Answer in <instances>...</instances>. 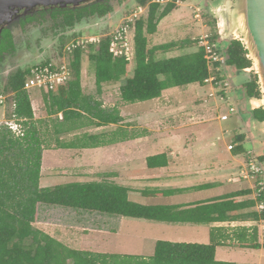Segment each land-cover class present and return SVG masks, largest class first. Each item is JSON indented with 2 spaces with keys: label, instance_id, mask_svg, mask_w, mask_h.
Returning a JSON list of instances; mask_svg holds the SVG:
<instances>
[{
  "label": "trees",
  "instance_id": "1",
  "mask_svg": "<svg viewBox=\"0 0 264 264\" xmlns=\"http://www.w3.org/2000/svg\"><path fill=\"white\" fill-rule=\"evenodd\" d=\"M135 6H147V13L135 21L133 33L134 57L132 74H129V63L123 58H113L108 51L109 35L100 39L97 44H88L87 57L95 65V85L98 92L104 83L120 82V97L125 102L146 101L161 96L162 91L188 84H199L211 73L218 78L226 76L228 68L241 71L252 63L247 57V50L239 39L225 42V65L221 71L210 72L202 47L195 51L156 59V54L177 46L175 41L149 47L147 35L156 32L159 20L167 16L174 8L176 1L159 3L153 0H132ZM212 2L216 0H211ZM111 7L107 1L95 2L90 6L78 8L67 13V24L72 19L83 16H103ZM76 16H74V15ZM210 27L215 20L206 18ZM218 38L213 29L212 39ZM2 43H11L4 37ZM221 44V43H220ZM225 47V48H224ZM63 49V46L59 49ZM86 50L76 48L73 51L70 68L72 79L56 91L44 93V100L49 105L50 115L61 114L54 122V134L80 128L87 120V125L103 127L119 125L123 117L116 109H106L102 103L84 94L81 85L82 60ZM219 64L215 63V68ZM28 67L18 68L7 77L3 85L6 91L12 92L14 104L12 113L22 120V136H15L6 126L0 127V264H235L216 260V242L208 244L193 242H174L156 240L152 256L120 255L95 253L89 250L75 249L58 239L34 227L39 205L46 204L63 208L81 210L90 213L118 215L127 218L172 221L176 218L208 222L217 220H234L238 218L261 220L264 211L257 212L258 199H247L235 202L236 197L247 196L250 191L240 190L224 194L206 204L196 205L175 216L172 207L143 205L128 198V189L122 185L107 181H74L51 187H40L42 155L44 149L42 134L43 121L34 117L28 91L25 89ZM130 75V76H128ZM259 84L256 75L253 80L245 81L247 98L259 97ZM253 109L252 118L264 120V108ZM232 152L245 151L244 134L235 135ZM111 142V141H110ZM107 143L104 134H86L70 142L57 140L59 148H96ZM264 164V154L256 156ZM147 167L155 168L166 165L164 153L149 155ZM161 193V192H158ZM244 213H236L238 211ZM239 246L259 249L263 244L257 242V229L253 228L249 237L241 231L237 234Z\"/></svg>",
  "mask_w": 264,
  "mask_h": 264
},
{
  "label": "rangeland",
  "instance_id": "2",
  "mask_svg": "<svg viewBox=\"0 0 264 264\" xmlns=\"http://www.w3.org/2000/svg\"><path fill=\"white\" fill-rule=\"evenodd\" d=\"M166 1L168 0H163L162 3ZM123 2L125 3L123 5H126L124 8L121 5L115 8L111 14L108 13L104 17L84 21L80 24V27L69 28L58 40L55 36L49 34H47V38H42L41 35L33 33L29 39L23 40V43H27L26 48L32 54L39 55L41 53V55L23 60L24 57L15 61L16 63L11 62L10 66L12 68L0 78V84L4 85L8 75L17 67H29L42 60L51 59L52 56L56 57L57 51L64 43L83 36L111 31L113 25H116L123 16L135 7L132 0H124ZM228 3L226 0L214 2L211 0L176 1V8L159 20L156 32L147 35L149 47L170 41L177 43L175 48L158 52L156 59L195 51L199 47V35L205 32L213 35V29L217 31L218 38L216 40L218 43L225 46V42L230 40V35L226 30L222 31V26H218L217 21H220V17ZM206 18L215 20V25L210 27L206 22ZM14 31L15 43H20L19 40L22 37L20 29L17 28ZM43 49L46 50L45 53H43ZM81 67V87L84 94L91 95L99 100L106 109L118 110L123 117V121L119 125L96 127L87 125V120H83L84 124L80 128L55 135L54 122L60 117L55 114L50 115L49 105L43 98L45 95L43 92L30 88L28 93L34 117L43 121L41 137L44 149L40 187H51L74 181L118 183L120 178L116 177L119 176V173L121 174V160H123L124 153H136L144 157L165 151L202 152L223 159L212 160L218 162L216 166L221 165L224 169L233 166L239 172L241 169H245L243 161H245L246 153L239 156L237 160L230 161L228 159L230 152L227 150V145L232 143L233 133L239 130L241 124L249 123L245 99L240 89V84L243 80L249 79V74H243L245 72L238 73V71L228 68L226 76L231 80V86L228 89L225 101L210 99L208 103H203L208 89L205 86L193 83L165 89L159 98L125 102L121 99L119 91L120 84L123 81L104 83L101 91L98 92L95 85V65L88 60L87 51L83 55ZM132 67L129 63L130 75L132 74ZM11 101L12 99L9 98L4 109L3 114L5 117L10 115L13 109ZM230 106L235 107V112H229ZM222 114H229V119L221 121L220 116ZM192 115H197V118L200 119L196 122V126H178L179 121H183L184 117ZM84 133H103L109 143L96 148L66 149L57 146V140L70 142L76 137H81ZM251 134L244 142V147L247 150L246 152L258 156L260 153H264V144ZM62 166H64V169H60ZM238 181L241 183L240 180ZM242 183L252 186L253 181L243 180ZM234 185L236 183H233L231 187ZM224 190L223 187H219L214 193H221ZM122 218L118 215L90 213L42 204L38 206L36 220L33 225L71 248L89 250L95 253L138 255L147 258L152 256L156 240L168 239L174 242H184L174 240L178 233L171 231L166 223L124 218V224L121 223L120 225ZM118 224L121 226V232L118 235L109 232L104 234L93 232L96 229H102L103 231L112 230L111 228L116 229ZM232 229L234 239H231L229 245L218 247L216 259L227 262H241V259L247 258L249 261L247 260L244 264L248 262L249 264H264V245H262L261 250L241 249L236 236L243 228L236 226ZM192 234L193 232H188V235L192 236ZM211 242L214 241L210 240ZM225 242L228 241L225 240ZM260 242L264 243V230Z\"/></svg>",
  "mask_w": 264,
  "mask_h": 264
},
{
  "label": "crops",
  "instance_id": "3",
  "mask_svg": "<svg viewBox=\"0 0 264 264\" xmlns=\"http://www.w3.org/2000/svg\"><path fill=\"white\" fill-rule=\"evenodd\" d=\"M244 99L246 104V113L249 117V123L246 122L245 125L241 124L239 130L233 133V137L237 134H244V142H246L249 134L252 133L253 136L256 137L254 127H256L255 125L257 121L255 122L249 114V112H251L249 108H255L256 103L251 98L244 97ZM198 120L200 119L197 118V115H192L190 117L186 116L184 117L183 121H179L180 124L178 126H196V122H198ZM259 140L262 142V144H264L263 140ZM232 144H234L235 148L236 144ZM228 151L230 152L228 159L230 161H234L237 160L239 156L244 155L247 150L238 154L233 153L232 150ZM163 153L166 156V165L155 168L147 167V156L142 157L141 155L136 153H124L123 160H121V174L118 171L119 176L116 177L120 178L118 179L120 183L118 182L116 184L122 185L128 189V198L130 200L143 205L172 207V212H174V215L178 217L182 216L181 213H183V211L185 210L194 209L196 205L206 204L224 194L235 191L245 189L250 191L247 196L236 197L234 200L235 202L247 199H255L253 195L252 186L242 183L243 180H248L242 178L240 174H238L239 171L237 169H234L233 166H228V168L226 169L222 168L221 165L216 166V163L218 165V162L213 161L223 160L218 156L193 151H165ZM64 166L60 167V169H64ZM235 174L237 177L235 176ZM238 180H240L241 183ZM233 183H236V185L232 186L234 188L231 187ZM219 187H223L225 190L221 193H214V191L217 190ZM248 210L249 209H245L236 213H244V211ZM124 218L127 217L122 218L120 225L121 223L122 225L124 224ZM148 221L166 223V225L171 229V231L178 233L176 234V239L174 240L203 244H208L210 243V240H213L214 242L219 244L216 247L215 257L218 247L223 245H229L228 243H230L231 239H234V236L232 235V230L234 231V229L232 228H235L236 226L239 228L242 227V231L245 233V238L249 237V233L252 231L253 228H256L257 242L259 244H262L260 240L262 238V232L264 230V224L260 220L242 218L234 220H217L208 222H195L179 218H176L172 221ZM111 229L112 230L107 231H103L102 229H96L93 232H96L98 234H104L106 232H109L110 234L114 233V235H118L121 232V226H119V224L116 229ZM189 231L193 232L192 236L188 235ZM225 240H227L228 242L226 243ZM237 240L239 239L237 238ZM261 247L255 250H261ZM240 248L251 249L243 247ZM247 260L248 259L245 258L241 259V262L234 261L233 263L244 264L245 262H247ZM247 264H249V262Z\"/></svg>",
  "mask_w": 264,
  "mask_h": 264
},
{
  "label": "built area",
  "instance_id": "4",
  "mask_svg": "<svg viewBox=\"0 0 264 264\" xmlns=\"http://www.w3.org/2000/svg\"><path fill=\"white\" fill-rule=\"evenodd\" d=\"M162 3L163 0H153ZM170 1V0H168ZM147 13V6H135L129 11L118 24L108 33H98L89 36H83L67 42L63 49L57 51L56 57L47 61L38 62L28 67L25 89L35 88L39 92L47 93L55 91L60 86H65L72 79L70 63L73 51L76 48H82L87 51L88 44H97L100 39L109 35L110 41L108 51L113 58H123L130 63L134 57L133 33L135 21L140 17H144ZM199 46L203 48L204 58L210 72L221 71L225 65L226 54L222 45L217 40L212 39V34L205 32L198 37ZM219 64L215 68L213 65ZM223 65V66H222ZM203 86L208 89L205 94L203 103H208L210 99H218L225 101L227 99L228 89L231 86V80L224 76L220 79L215 73H211L203 81ZM12 97V92L6 91L0 84V127L6 126L15 136H22L24 127L22 120L17 119L11 113L7 117L3 112L8 103V99ZM14 106L13 102L11 101ZM235 107L230 106L229 112H235ZM61 117V114H59ZM229 118V114H222L221 121ZM234 144L227 145L228 150H232ZM245 169H241L239 174L246 180L253 181L252 190L255 199L264 196V164L259 162L256 156L250 152L245 154ZM257 212L264 211V199L256 203ZM264 224V219L260 220Z\"/></svg>",
  "mask_w": 264,
  "mask_h": 264
},
{
  "label": "water",
  "instance_id": "5",
  "mask_svg": "<svg viewBox=\"0 0 264 264\" xmlns=\"http://www.w3.org/2000/svg\"><path fill=\"white\" fill-rule=\"evenodd\" d=\"M86 1L89 0H0V24L9 20L10 16L14 15L18 9H29L36 5H78ZM226 2L229 3L221 15L220 21H217V25L222 26V31H227L230 40L239 39L247 50V57L251 60L252 65L238 73L246 72L250 75L251 71H254L257 74L262 96L251 97V99L256 103L255 108H264V0H226ZM10 23L7 28L15 35L14 28ZM249 109L252 111L254 108ZM253 120L257 121L256 127H254L256 138L264 141V120L259 121L255 118Z\"/></svg>",
  "mask_w": 264,
  "mask_h": 264
},
{
  "label": "flooded vegetation",
  "instance_id": "6",
  "mask_svg": "<svg viewBox=\"0 0 264 264\" xmlns=\"http://www.w3.org/2000/svg\"><path fill=\"white\" fill-rule=\"evenodd\" d=\"M103 1H107V3L111 7L110 11H108L103 16H96V15L83 16L79 20L72 19V23L69 25L67 24V13L68 12L72 13V11H76L78 8H82L84 6H90L92 3L103 2ZM123 1L124 0H89L83 3H80L78 5H72V4L70 5L69 4L36 5L29 9H25V8L18 9V11L14 15L10 16L9 20L0 24V78H2L3 75L6 74L7 71L12 68L10 66L11 62L16 63L15 61H17L18 59L24 58V57L25 58L23 60L29 59L30 57H33V56L41 55V53L39 55L32 54L26 48L27 43H23V40L29 39V37H31L33 33H37V35L38 34L41 35L42 38H47L46 36L47 34H49L50 36H53V37L55 36L56 40H58L59 37L62 34H64L69 28L72 29L77 26L80 27L81 26L80 24H82L84 21H87V20L90 21L93 18L104 17L108 13L111 14L114 12L115 8L121 5H122L121 7L124 8L126 5H123L125 4ZM110 16H113V15H110ZM9 23L10 25H12V28H14V30L17 28L20 29V35L22 34V37L19 40L20 43H15L13 33L7 28ZM116 25H113V26L115 27ZM4 37L8 38V41H11V43H2ZM65 44L66 43H64L63 46ZM21 45H24V46L21 47ZM20 47L21 49H19ZM42 51H44L43 53H45L46 50L43 49ZM42 51H38V52H42ZM17 52H18V55H17ZM51 58H53V56ZM49 59L42 60L41 62L47 61ZM249 67H246L244 69H248ZM18 68H22V67H17L16 69ZM243 74H246V72ZM254 74L256 75V79H257V74L254 71H251L250 77L248 80H253ZM240 89H241V93L243 94V96L246 97L245 82H242V84H240ZM258 89H259V97H261L262 94H261L260 86ZM254 109H260V108H254ZM249 114L252 117V112H249Z\"/></svg>",
  "mask_w": 264,
  "mask_h": 264
}]
</instances>
